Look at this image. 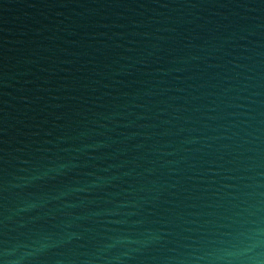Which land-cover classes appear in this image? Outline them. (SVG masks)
Wrapping results in <instances>:
<instances>
[{
  "label": "water",
  "instance_id": "95a60500",
  "mask_svg": "<svg viewBox=\"0 0 264 264\" xmlns=\"http://www.w3.org/2000/svg\"><path fill=\"white\" fill-rule=\"evenodd\" d=\"M0 264H264V0H0Z\"/></svg>",
  "mask_w": 264,
  "mask_h": 264
}]
</instances>
